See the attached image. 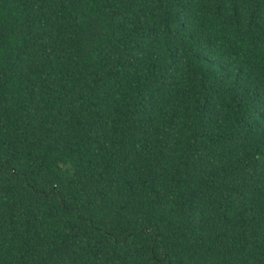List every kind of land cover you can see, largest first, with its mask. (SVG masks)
<instances>
[{"label":"trees","instance_id":"1","mask_svg":"<svg viewBox=\"0 0 264 264\" xmlns=\"http://www.w3.org/2000/svg\"><path fill=\"white\" fill-rule=\"evenodd\" d=\"M0 264H264V0H0Z\"/></svg>","mask_w":264,"mask_h":264}]
</instances>
